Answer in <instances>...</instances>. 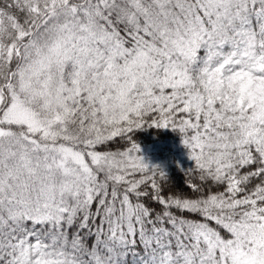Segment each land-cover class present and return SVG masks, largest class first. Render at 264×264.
<instances>
[{"label": "snow or ice", "instance_id": "1", "mask_svg": "<svg viewBox=\"0 0 264 264\" xmlns=\"http://www.w3.org/2000/svg\"><path fill=\"white\" fill-rule=\"evenodd\" d=\"M0 264H264V0H0Z\"/></svg>", "mask_w": 264, "mask_h": 264}, {"label": "trees", "instance_id": "2", "mask_svg": "<svg viewBox=\"0 0 264 264\" xmlns=\"http://www.w3.org/2000/svg\"><path fill=\"white\" fill-rule=\"evenodd\" d=\"M134 138L140 146V154L150 165L163 168L168 184L177 191H187L184 171L194 167L188 149L177 131L171 128L147 127L137 129Z\"/></svg>", "mask_w": 264, "mask_h": 264}]
</instances>
